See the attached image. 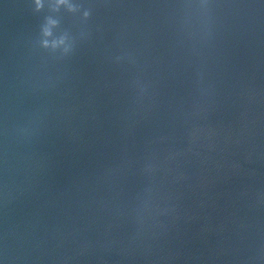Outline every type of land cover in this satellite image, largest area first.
<instances>
[{"label": "water", "instance_id": "water-1", "mask_svg": "<svg viewBox=\"0 0 264 264\" xmlns=\"http://www.w3.org/2000/svg\"><path fill=\"white\" fill-rule=\"evenodd\" d=\"M51 2L0 0V264H264V0Z\"/></svg>", "mask_w": 264, "mask_h": 264}, {"label": "clouds", "instance_id": "clouds-1", "mask_svg": "<svg viewBox=\"0 0 264 264\" xmlns=\"http://www.w3.org/2000/svg\"><path fill=\"white\" fill-rule=\"evenodd\" d=\"M35 10L40 12L44 8L43 0H34ZM65 8L69 13H77L80 11V8L70 2V0H52L49 5L50 11L52 13H59L61 8ZM91 15L90 10L83 11V18L87 20ZM60 27V21L57 18H54L52 15L46 17L44 24L41 27V41L40 45L45 50H51L56 52L59 49H63V53L67 55L72 51V42L70 40L69 34L67 32L62 33L59 36L54 35V30ZM54 37L53 41L49 43L47 38Z\"/></svg>", "mask_w": 264, "mask_h": 264}]
</instances>
